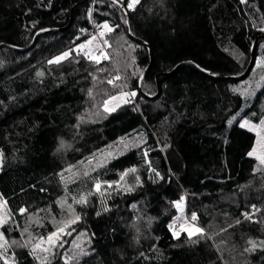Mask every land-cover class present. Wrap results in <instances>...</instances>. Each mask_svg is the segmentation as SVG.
Wrapping results in <instances>:
<instances>
[{
  "label": "trees",
  "instance_id": "1",
  "mask_svg": "<svg viewBox=\"0 0 264 264\" xmlns=\"http://www.w3.org/2000/svg\"><path fill=\"white\" fill-rule=\"evenodd\" d=\"M104 24L109 57L76 54ZM262 29L264 0H0L3 232L64 229L58 250H0V264H264V168L239 131L264 115ZM137 135L142 145L64 179ZM184 200L193 237L175 235Z\"/></svg>",
  "mask_w": 264,
  "mask_h": 264
},
{
  "label": "rangeland",
  "instance_id": "2",
  "mask_svg": "<svg viewBox=\"0 0 264 264\" xmlns=\"http://www.w3.org/2000/svg\"><path fill=\"white\" fill-rule=\"evenodd\" d=\"M104 29L105 31L101 35L95 34L87 42L81 44L84 46L83 48L80 47L81 45L78 46L75 49L76 54L85 55L95 61H102L103 59L109 57L108 52L106 50L107 47L106 38L109 29L106 28ZM68 53L70 55V52ZM69 55L66 58H62L60 61L67 59ZM62 56L63 55L59 57ZM250 85L251 84L248 83V85L245 86L244 90L245 91L248 90ZM128 95L129 94L126 93L123 95H118L108 100L104 105L105 112L108 114L115 112L117 109H119L122 105H124L128 101L129 98ZM263 114H264V106H263ZM262 120H264V115L262 117ZM245 121H247L248 123L245 124ZM261 121L259 123H254L249 118L244 119L239 125V131L250 137V144L245 154L246 159L251 163L256 164L258 167L264 168V164H262L261 161L257 159V156H264V144L261 143V138L264 137V125L261 124ZM241 125H245V126L242 127ZM143 142H144L143 136L137 135L125 139L123 141H120L119 143L113 144L108 148L104 149L103 151H101L100 153H98L91 161L68 167L63 177L66 180V182H72L77 179H80L86 176L87 174H90L92 171L98 169L99 167L103 166L104 164L108 163L112 159H115L116 157H119L120 155L126 153L128 150L142 145ZM253 149H256V151L254 152L253 155H249L250 152H253ZM0 164H1V156H0ZM98 184L100 186L99 189H97V185H96L94 187V191L97 193L102 192L105 195V192L107 190H105L104 187L106 184L105 183H98ZM113 186H114L113 184L109 185V187H113ZM115 186L120 190H122V187H120L119 183H117ZM9 223H10V216L8 209L6 207V203L2 199H0V250L2 252L4 251L6 252L8 249H19L23 246H29L30 244L37 245V243L39 244V247H41L40 249H42L43 252H48L52 249L58 250L59 247L63 245L61 243L63 241L62 232H57L58 235L53 237V242H50L48 239L40 240L38 238H34L31 230L25 231L23 233V237H22L23 239L21 240H15L9 238L3 232L4 226L8 225ZM193 228L201 229L197 219L193 220L188 217L186 210V200H184V202L181 203V207L178 208V220L174 226L175 235H179L181 232H186L189 235V230ZM199 233L200 232L198 233L194 232L192 235L189 236L193 237ZM86 239L87 238L85 237V234H82L81 236L77 237L75 244L80 245L82 242L87 243Z\"/></svg>",
  "mask_w": 264,
  "mask_h": 264
},
{
  "label": "snow or ice",
  "instance_id": "3",
  "mask_svg": "<svg viewBox=\"0 0 264 264\" xmlns=\"http://www.w3.org/2000/svg\"><path fill=\"white\" fill-rule=\"evenodd\" d=\"M138 2H139V0H129V7H132L135 3H138ZM103 27L106 28V29H109V31H111V29L109 28V26L107 24H104ZM262 31H264V29H262ZM80 47L83 48L84 46L81 45ZM68 55H69V53L68 52H65V53H63V56L62 57H57L55 61H50V63H52V62L59 63L62 58H66ZM132 95H135V93H132ZM247 123L248 122L245 121V124H247ZM261 124L264 125V120L261 121ZM241 126L243 127L245 125H241ZM261 143L264 144V137L261 138ZM255 151H256V149H253V152H250L249 155H253ZM257 159H259L261 161V163L264 164V156H257ZM129 172H135V169H130ZM125 175H127V173H125ZM99 187H100L99 184H97V189H99ZM182 199L183 198H181V200ZM177 207L178 208L181 207V204L179 202H177ZM23 211H24V209H21V212H23ZM244 215H245L246 218H248V214L247 213H245ZM192 219L193 220L196 219L195 214H193ZM74 222L75 221H71V223H74ZM238 223H239V221H238ZM58 231L59 232H63L64 229L61 228ZM201 231L202 230L199 229V228H193V229L189 230V235H192L194 232H197L198 233V232H201ZM57 235H58V233H53L52 236H49L48 237V240L50 242H53V237L54 236H57ZM249 243H252V242L250 241ZM37 247H39V245H37ZM248 250L249 249H246V251H248Z\"/></svg>",
  "mask_w": 264,
  "mask_h": 264
},
{
  "label": "built area",
  "instance_id": "4",
  "mask_svg": "<svg viewBox=\"0 0 264 264\" xmlns=\"http://www.w3.org/2000/svg\"><path fill=\"white\" fill-rule=\"evenodd\" d=\"M104 31H105L104 27H100V26H96V25L94 26V32L96 35H101ZM129 98H131V97H129ZM132 98H133V96H132Z\"/></svg>",
  "mask_w": 264,
  "mask_h": 264
},
{
  "label": "water",
  "instance_id": "5",
  "mask_svg": "<svg viewBox=\"0 0 264 264\" xmlns=\"http://www.w3.org/2000/svg\"><path fill=\"white\" fill-rule=\"evenodd\" d=\"M253 63L254 61L252 60L251 64H250V67L248 69V71L246 72V74L243 76V79L249 74V72L251 71L252 67H253Z\"/></svg>",
  "mask_w": 264,
  "mask_h": 264
}]
</instances>
